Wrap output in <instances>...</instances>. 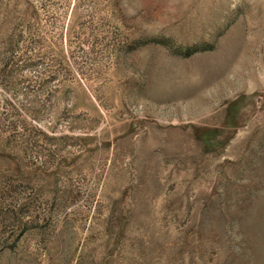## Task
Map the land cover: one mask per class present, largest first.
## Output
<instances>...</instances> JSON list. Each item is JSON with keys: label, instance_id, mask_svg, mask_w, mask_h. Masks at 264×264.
Instances as JSON below:
<instances>
[{"label": "rangeland", "instance_id": "1", "mask_svg": "<svg viewBox=\"0 0 264 264\" xmlns=\"http://www.w3.org/2000/svg\"><path fill=\"white\" fill-rule=\"evenodd\" d=\"M0 264H264V0H0Z\"/></svg>", "mask_w": 264, "mask_h": 264}]
</instances>
